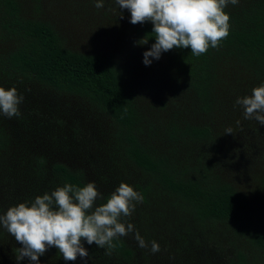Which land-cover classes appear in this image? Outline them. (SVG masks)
<instances>
[{"label":"trees","instance_id":"1","mask_svg":"<svg viewBox=\"0 0 264 264\" xmlns=\"http://www.w3.org/2000/svg\"><path fill=\"white\" fill-rule=\"evenodd\" d=\"M95 3L0 0V86L24 97L19 118L0 113V215L66 183L95 182L103 204L124 182L148 248L130 233L111 255L82 241L89 257L52 247L39 264H264V125L234 106L264 84V0L224 9L218 48L147 66L152 23ZM20 247L0 226V264H32Z\"/></svg>","mask_w":264,"mask_h":264},{"label":"clouds","instance_id":"2","mask_svg":"<svg viewBox=\"0 0 264 264\" xmlns=\"http://www.w3.org/2000/svg\"><path fill=\"white\" fill-rule=\"evenodd\" d=\"M116 3L119 9L130 11L133 25L145 22L153 25L151 34L155 43L143 54L147 66L152 59H160L162 53L173 48H190L197 57L210 47L218 48L230 29V16L224 9L229 4L237 5L239 0H116ZM95 7L103 8L104 0H96ZM147 42L144 38L138 43ZM23 99L16 87L6 90L0 86V113L9 119L19 118ZM234 106L243 109L246 120L264 125V84L253 88L251 95L237 97ZM227 133H232V129H227ZM103 198L95 182L83 187L66 183L32 202L10 207L0 215V226L22 245L17 248V262L27 258L32 264H39V258L52 247L58 249L65 261L89 257L82 241L106 248L105 254L111 255L116 247L113 241L130 233H134L138 247L148 248V242L134 225L124 219L132 215L143 195L122 182L106 203L97 205ZM150 251L159 252L160 245L151 241Z\"/></svg>","mask_w":264,"mask_h":264}]
</instances>
